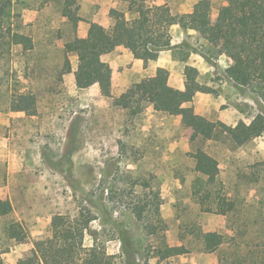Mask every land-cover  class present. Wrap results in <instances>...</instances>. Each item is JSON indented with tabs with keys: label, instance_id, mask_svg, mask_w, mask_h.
Returning <instances> with one entry per match:
<instances>
[{
	"label": "rangeland",
	"instance_id": "rangeland-1",
	"mask_svg": "<svg viewBox=\"0 0 264 264\" xmlns=\"http://www.w3.org/2000/svg\"><path fill=\"white\" fill-rule=\"evenodd\" d=\"M3 1H11L6 25L12 37L7 38L10 52L0 53V198L10 200L13 213L0 220V264H17L30 254L35 240L50 236L56 214L95 217L85 245L92 246L96 239L106 249L105 264H219L217 253L200 252L199 232L233 235L234 230L241 237L248 231V239L264 231V135L241 147L230 141L241 120L249 124L264 113V103L254 89L227 78L225 58L207 61L203 54L209 48L197 34L179 26L169 30L167 43L175 48L173 58L180 75L188 72L214 90L207 100L194 98L190 103L194 113L197 107L207 119L226 125L218 140L202 141L197 130L181 124V118L157 113L151 106L132 116L114 107L96 84L79 87L74 54L68 56L72 76L60 77L64 41L73 33L61 16L64 0ZM103 1L107 7L118 2L116 7L130 19L126 4ZM205 1L151 3L164 2L173 14L182 15ZM210 1L216 19L225 2ZM71 8L86 23L93 16H105L99 5L86 0H74ZM192 54L204 58L200 67L192 64ZM158 74L169 80L168 71ZM141 79L134 78L131 84ZM28 92L36 97V115L13 112V97ZM197 149L218 161L213 193L227 203L234 200V210L228 211L226 204L218 205L214 199L209 201L214 212L198 205L201 195L193 194L194 185L206 178L195 171L192 155ZM158 193L159 212L151 207ZM146 199L150 203L146 211H135ZM7 220L21 222L27 239L8 241ZM150 225L156 227L152 235ZM163 239L168 248L162 245ZM180 246L189 252L170 253L171 247ZM160 249L165 258L157 257Z\"/></svg>",
	"mask_w": 264,
	"mask_h": 264
},
{
	"label": "trees",
	"instance_id": "trees-1",
	"mask_svg": "<svg viewBox=\"0 0 264 264\" xmlns=\"http://www.w3.org/2000/svg\"><path fill=\"white\" fill-rule=\"evenodd\" d=\"M118 1L127 5L130 19L125 12L112 8L109 11L110 27L91 23L88 36L80 38L77 28L84 19L71 8L74 0H64L61 16L67 19L66 23L72 27L73 33L64 41L61 78L71 73L72 64L68 56L74 54L78 62L76 79L79 87L87 88L98 84L103 97L112 99L114 107L125 110L132 116L141 113L145 107L152 106L157 113L180 117L181 124L185 128L197 130L202 141L218 140V134H225L223 129L226 125L195 114L190 106L197 93L212 94L214 90L198 82L188 72L185 73L184 91L171 89L163 78L146 77L132 84L121 96L112 95V70L101 57L123 46L136 59L142 60L147 68L150 62L159 58L162 51L175 49L167 43V37L173 26H179L184 32L192 31L197 34L208 46V52L203 54L207 61L220 56L229 58L231 65L225 71L227 78L237 86L254 89L264 103V0H224L225 5L218 9L216 19L212 16L210 0L197 4L191 12L182 15L173 14L168 5H156L151 0ZM10 6L11 1L0 0L2 55L10 52L11 42L7 38L12 37V30L6 25L11 18V13L8 12ZM19 17L20 15L13 14V18ZM11 110L30 116L36 115L35 95L30 92L15 95L11 101ZM262 135L264 113L256 115L249 124L241 120L233 129L230 141L241 147ZM192 156L195 171L206 178L205 181L196 183L193 189L195 196L201 195L197 200L200 208L205 212H214L209 207V201L214 199L213 202L218 205L226 204L228 211L234 210V200L227 203L219 193L216 196L213 193L219 170L218 161L202 149H197ZM160 205L158 193L155 194L151 207L158 211ZM149 206L146 199L143 205L134 210L144 213ZM12 213L13 205L10 200L0 198V220L9 219ZM94 220L95 217H86L83 213L75 216L54 215L50 236L35 240L33 250L17 264H105L106 249L99 247L96 239L92 246L85 245L86 234ZM157 222L163 224L164 221L158 217ZM148 232L151 235L156 233V227L150 225ZM233 233L228 235L199 232L196 242L201 246L200 252L217 253L219 264H264V231L258 236L251 235L248 239V231L241 237L234 230ZM4 234L14 244L28 237L23 224L14 220H7ZM162 245L164 248L169 247L164 239ZM187 252L189 250L183 246L170 248V253L174 256ZM157 257L165 258L163 249L157 252Z\"/></svg>",
	"mask_w": 264,
	"mask_h": 264
},
{
	"label": "crops",
	"instance_id": "crops-1",
	"mask_svg": "<svg viewBox=\"0 0 264 264\" xmlns=\"http://www.w3.org/2000/svg\"><path fill=\"white\" fill-rule=\"evenodd\" d=\"M90 5H99L101 7V12H105V16L103 18H99V16H93L90 19V22L86 23L81 21L78 26L77 35L80 38H86L88 36L91 23L99 24L105 28L110 27L111 20L108 16L109 10L112 8L118 9L116 6L119 4L116 2L114 7H107L103 0H86ZM165 3L158 2L156 5H164ZM225 58L226 65L225 68H228L231 65V61L226 56H220L219 58ZM192 64L200 67L202 60L204 58L197 54H192L191 56ZM101 60L104 63H107L111 70H112V95L113 97H119L126 90L132 85V80L134 78H146L145 74L151 73L147 77H159L158 72L159 70L168 71L170 73L169 80L167 81L169 87L176 91H184L185 89V78L183 75H180L178 62L175 61L173 58V51L172 50H165L162 51L159 55V58L156 61H152L149 63L147 68L144 67V62L140 59H136L134 55L123 46L117 47L113 52L109 54H105L101 57ZM190 64V63H189ZM189 65V69H191V65ZM190 71V70H189ZM75 72V71H74ZM72 76L71 73L67 74ZM120 77L119 84L117 83V79ZM97 86V90L100 92V87L98 84L94 85ZM211 87V85L208 84ZM209 94L206 93H197L195 98H200L203 100L208 99ZM153 109V107L151 106ZM196 114H200L203 116V113L200 111L198 112L197 107L194 108ZM202 113V114H201ZM166 116V115H165ZM180 118V117H178ZM181 120V119H180Z\"/></svg>",
	"mask_w": 264,
	"mask_h": 264
}]
</instances>
